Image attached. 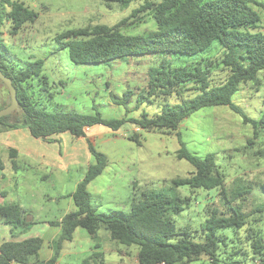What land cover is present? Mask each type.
Segmentation results:
<instances>
[{"label": "rangeland", "instance_id": "rangeland-1", "mask_svg": "<svg viewBox=\"0 0 264 264\" xmlns=\"http://www.w3.org/2000/svg\"><path fill=\"white\" fill-rule=\"evenodd\" d=\"M12 1L21 2L38 14L34 23L25 24L16 34H11V26L6 22L2 27V39L9 49L11 64L16 69L34 60L43 61L41 74L28 85V93L40 107L82 115L98 112L103 119L111 120L136 119L141 113L153 116L161 112L164 103H177L176 96L158 98L135 108L137 95L146 91L150 68L159 65V56H136L108 64H74L55 41L57 35L67 30L97 25L110 27L123 20L126 23L120 28V35L147 34L156 29L151 13L145 11L131 18L132 11L147 1L159 0H135L128 8L107 5L100 0ZM257 1L264 4V0ZM253 9L260 17L255 30L264 33V9ZM221 57V49L213 45L210 51L189 58L187 62L207 63L211 71V84H219L227 75L220 63ZM175 64L179 63L173 62ZM188 88L182 92V97L195 95V91L190 86ZM126 90L133 92L128 110L114 105L110 97L114 95L119 99ZM2 97L1 100L7 99L4 89ZM232 103L248 118L259 120L264 115V71L259 74L258 82L241 85L232 97ZM178 133L192 155L204 157L215 154L216 165L224 177L227 201L231 202L229 205L218 187L181 186L172 189V180L188 179L194 171L189 163L176 158L179 149L177 137L145 131L131 123L123 125L116 132L96 125L86 131L85 138L76 139L64 133L52 137L50 142L32 138L25 128L1 133L0 137L10 140L7 142L20 152V157L16 159L18 168L14 171L8 160L7 147L0 148V162L3 164L0 169V190L5 192L0 205L17 203L35 221L47 223L58 221L73 212L75 207L70 195L94 161L88 151L90 142L97 152L107 158L102 174L88 185L92 205L98 212H127L133 200L140 198L142 193L172 191L190 199L189 208L173 216L175 225L198 231L212 210L225 214L231 206H236L248 214L256 206H264V191L261 188L264 184V130L258 128L254 135L253 128L244 124L240 116L228 107L217 106L201 109L185 119L178 127ZM132 136H136V140L130 139ZM241 188L249 193L233 201L232 193ZM40 227L37 230L45 234ZM260 230L264 243V223ZM14 233L16 237L19 235L17 230ZM246 233L244 228L234 237L235 243L229 242L224 251L231 252L237 244L236 239L244 242ZM95 245L103 253V264L137 263V249L112 241L107 230L101 226L95 239L85 230L76 229L73 240L64 243L59 264H82L94 251ZM248 246L246 243L238 245V248L249 251ZM236 260L241 264H263L250 252L246 255L239 253ZM191 264L209 262L203 258Z\"/></svg>", "mask_w": 264, "mask_h": 264}, {"label": "trees", "instance_id": "trees-1", "mask_svg": "<svg viewBox=\"0 0 264 264\" xmlns=\"http://www.w3.org/2000/svg\"><path fill=\"white\" fill-rule=\"evenodd\" d=\"M100 1L128 8L135 0ZM253 7L264 9V4L257 0L147 1L131 14L132 18L141 12L151 13L156 29L147 34L120 35L119 30L126 23L123 20L110 27L97 25L67 30L57 35L55 41L60 50H65L74 64H108L136 56H159V65L150 68L146 91L137 95L135 108L158 98L176 96L177 103H164L161 112L153 116L141 113L136 119L106 120L98 112L82 115L61 109L49 111L32 100L28 85L41 74L43 61L34 60L16 69L11 64L9 49L2 39V27L9 22L11 34H16L25 24L34 23L38 14L21 2L0 0V72L15 88L19 106V111L12 116L0 118V133L25 128L32 138L50 142L52 137L64 133L76 139L85 138L86 131L96 125L116 132L123 125L131 123L145 131L175 135L179 144L176 158L189 163L194 171L188 179L172 180V189L181 186L218 187L229 205L231 202L227 201L224 177L216 165L215 154L204 157L192 155L181 140L178 127L201 109L224 106L240 116L244 124L250 125L254 135L258 128L264 130V115L257 121L252 120L232 103V97L239 87L258 82L259 74L264 71V33L255 30L260 17ZM213 45L221 49L220 63L227 71L226 78L219 84H211V71L207 63L187 62L189 58L210 51ZM173 62L179 64L173 65ZM188 86L195 91V95L184 98L181 94L189 89ZM1 88L6 91L7 99L1 100L0 110L10 104L7 88L3 84ZM132 96L131 90H126L119 99L110 95L114 105L126 107L127 110ZM130 139L136 140V136ZM88 151L94 161L70 195L75 210L59 222L48 223L59 228L57 237L50 245L52 257L43 263L39 261L43 242L35 237L19 242H3L0 245V264H58L63 244L73 240L76 229L85 230L95 239L101 226L107 230L112 241L137 249L136 264H191L203 258L209 264H241L236 256L248 252L253 258H260L264 264V243L260 230L264 223V206H256L248 214L236 206H231L225 214L212 210L198 231L175 225L173 216L188 209L190 199L172 191L142 193L140 198L133 200L127 212H98L92 205L88 185L102 174L107 158L97 152L90 142ZM8 154L15 171L17 151L9 148ZM261 188L264 191V184ZM246 193L249 192L237 189L232 193L233 201ZM0 195L4 197L5 193ZM0 223L11 228L12 237H16L14 230L23 234L33 224L27 221L25 211L17 203L0 205ZM244 228L247 230L244 242L236 239V247L233 246L231 252L224 251L229 242L235 243L234 237ZM246 243L249 251L238 248V245ZM98 249L99 246L95 245L94 251L82 264H103V253Z\"/></svg>", "mask_w": 264, "mask_h": 264}, {"label": "crops", "instance_id": "crops-1", "mask_svg": "<svg viewBox=\"0 0 264 264\" xmlns=\"http://www.w3.org/2000/svg\"><path fill=\"white\" fill-rule=\"evenodd\" d=\"M13 131H16V130L7 131V132H1V133L2 134H7V133L13 132ZM3 138L4 137H0V148L4 147V146L7 147L6 148V153L8 155V160H10L9 154H8L9 148H13V149H15L17 151L16 159H18L20 157V152L16 148H14L11 144H9V142H7V141H10V140H8L7 138L6 139H3ZM16 159H15V161H16ZM10 162H11V160H10ZM17 163H18V161H16V164ZM24 165H29V164H24ZM2 192L3 191L0 190V193H2ZM3 193H5V192H3ZM61 197H59V198H61ZM1 198H2V196L0 195V199ZM19 206L24 210V208L21 205H19ZM24 211H25V214H26L27 221H29V222H31L33 224L30 226L28 231H26L25 233L19 234L17 237H12L11 234H10V227L8 225H4V224L0 223V245L3 242H7V241H18L19 242V241H23V240L28 239V238L38 237V238L42 239V242H43L42 248H41V250L39 252V261L42 262V263L46 262L52 257L53 253H52V249H51L50 245L54 241V239L57 237V235L59 233V228L56 227V226L48 225L47 221H44V222L35 221L34 218L31 217L26 210H24ZM61 219L62 218H60L58 221H55V222H59V221H61ZM39 226H42L40 228L45 230V234L42 233L41 231L37 230V229H39ZM63 246H64V244H63ZM62 251H63V248H62ZM62 251H61L60 257L58 259V264L60 263V260H61V258L63 256Z\"/></svg>", "mask_w": 264, "mask_h": 264}, {"label": "water", "instance_id": "water-1", "mask_svg": "<svg viewBox=\"0 0 264 264\" xmlns=\"http://www.w3.org/2000/svg\"><path fill=\"white\" fill-rule=\"evenodd\" d=\"M4 85L9 93L10 97V104L0 110V118L4 116H12L15 112L19 111V106H18V100H17V94L16 90L13 87L11 81L6 78L1 72H0V101L2 99V88L1 85Z\"/></svg>", "mask_w": 264, "mask_h": 264}]
</instances>
